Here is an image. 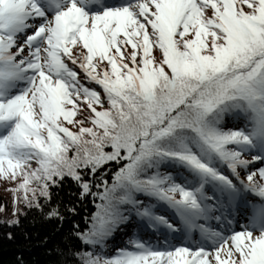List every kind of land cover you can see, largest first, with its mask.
<instances>
[{
    "label": "snow or ice",
    "instance_id": "1",
    "mask_svg": "<svg viewBox=\"0 0 264 264\" xmlns=\"http://www.w3.org/2000/svg\"><path fill=\"white\" fill-rule=\"evenodd\" d=\"M66 176L53 264H264V0H0V177Z\"/></svg>",
    "mask_w": 264,
    "mask_h": 264
},
{
    "label": "trees",
    "instance_id": "2",
    "mask_svg": "<svg viewBox=\"0 0 264 264\" xmlns=\"http://www.w3.org/2000/svg\"><path fill=\"white\" fill-rule=\"evenodd\" d=\"M19 179V177L17 178ZM16 181L0 177V264H53L56 257L51 251L76 221L83 227V217L94 211L90 199L78 197L79 188L70 178L65 177L58 187H52V201L60 204L63 221L48 218L45 211L28 207L21 199L23 193L17 189L16 203L13 202L11 188ZM30 196V195H29ZM66 204H72L76 213L68 212ZM18 211L13 212V208ZM18 219L19 224H9V220ZM8 233H12L9 238ZM126 236L117 232L109 244L120 247Z\"/></svg>",
    "mask_w": 264,
    "mask_h": 264
},
{
    "label": "rangeland",
    "instance_id": "3",
    "mask_svg": "<svg viewBox=\"0 0 264 264\" xmlns=\"http://www.w3.org/2000/svg\"><path fill=\"white\" fill-rule=\"evenodd\" d=\"M21 192H22V190H21ZM28 195H31V193H28Z\"/></svg>",
    "mask_w": 264,
    "mask_h": 264
},
{
    "label": "bare ground",
    "instance_id": "4",
    "mask_svg": "<svg viewBox=\"0 0 264 264\" xmlns=\"http://www.w3.org/2000/svg\"><path fill=\"white\" fill-rule=\"evenodd\" d=\"M4 178V177H3Z\"/></svg>",
    "mask_w": 264,
    "mask_h": 264
}]
</instances>
